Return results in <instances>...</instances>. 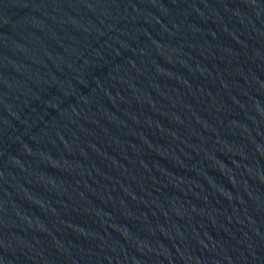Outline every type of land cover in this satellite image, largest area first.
Wrapping results in <instances>:
<instances>
[{"label": "water", "instance_id": "95a60500", "mask_svg": "<svg viewBox=\"0 0 264 264\" xmlns=\"http://www.w3.org/2000/svg\"><path fill=\"white\" fill-rule=\"evenodd\" d=\"M0 264H264V0H0Z\"/></svg>", "mask_w": 264, "mask_h": 264}]
</instances>
